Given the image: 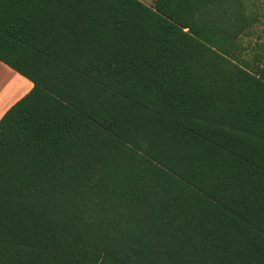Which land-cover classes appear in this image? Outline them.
Listing matches in <instances>:
<instances>
[{"label": "trees", "instance_id": "obj_1", "mask_svg": "<svg viewBox=\"0 0 264 264\" xmlns=\"http://www.w3.org/2000/svg\"><path fill=\"white\" fill-rule=\"evenodd\" d=\"M257 3L0 0V264H264Z\"/></svg>", "mask_w": 264, "mask_h": 264}, {"label": "crops", "instance_id": "obj_2", "mask_svg": "<svg viewBox=\"0 0 264 264\" xmlns=\"http://www.w3.org/2000/svg\"><path fill=\"white\" fill-rule=\"evenodd\" d=\"M32 85L31 80L0 61V118Z\"/></svg>", "mask_w": 264, "mask_h": 264}, {"label": "rangeland", "instance_id": "obj_3", "mask_svg": "<svg viewBox=\"0 0 264 264\" xmlns=\"http://www.w3.org/2000/svg\"><path fill=\"white\" fill-rule=\"evenodd\" d=\"M141 1L148 5H152L154 2V0ZM257 5L259 6V9L263 15L261 16L260 21L254 26L252 34L244 39V43L250 42L252 45L254 44V42H264V0H258Z\"/></svg>", "mask_w": 264, "mask_h": 264}]
</instances>
